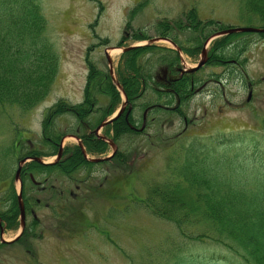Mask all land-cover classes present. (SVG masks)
<instances>
[{"label": "rangeland", "instance_id": "rangeland-1", "mask_svg": "<svg viewBox=\"0 0 264 264\" xmlns=\"http://www.w3.org/2000/svg\"><path fill=\"white\" fill-rule=\"evenodd\" d=\"M41 5L60 68L51 93L42 103L25 111L16 105H0V179L7 177L12 182L17 164L21 162L20 150L28 152L43 141L41 133L47 109L59 99L74 104L83 101L88 48L101 39L109 41L90 52L92 61L100 60V67L108 69L106 50L111 52L124 38L122 47L143 43L129 36L126 24L130 10H137V15L140 12L131 22L133 29L145 28L152 36L156 35L152 26L157 21L177 18L192 8L197 9L203 23L212 22L210 27L215 23L264 27V21L256 15L247 17L252 10L242 0H41ZM244 7L245 13H241L240 8ZM237 40L248 43L241 58L246 59L245 67L234 76L227 74L225 67H206L197 74L206 83L200 84L188 104V128L183 136L191 141L196 137L211 141L246 129L255 134L252 140L260 146L243 147L249 151L247 157L264 165L259 156L264 153V39L247 35ZM111 57L117 70L121 53L115 52ZM184 64L194 67L197 61L186 57ZM213 73L219 77L208 79ZM100 101V105L107 106L109 99L101 97ZM183 123V120L167 121L159 134L152 127L140 138H125L119 148L130 153L127 170L120 169L115 162L103 164L97 172H79L73 179L54 175L44 184L47 191L36 187L34 192L40 201L50 205L48 208L42 204L37 208L31 204L33 209L37 208L33 218L39 219L38 237L0 248V264H146L148 253L162 263L166 260L173 263L170 245L176 243L174 249L177 250L176 227L140 207L139 200L146 198L148 185L158 180L169 152L166 147L183 133ZM73 124L75 121L68 119L59 125L66 132ZM102 133L105 134V130ZM228 136L237 139L235 135ZM68 137L64 147L76 144ZM1 182L0 197L7 186ZM15 187L19 189V181L15 182ZM19 231L7 230L3 237L13 240ZM28 246L32 253L28 252ZM186 257L193 264H242L222 248L210 244L188 245Z\"/></svg>", "mask_w": 264, "mask_h": 264}, {"label": "trees", "instance_id": "trees-1", "mask_svg": "<svg viewBox=\"0 0 264 264\" xmlns=\"http://www.w3.org/2000/svg\"><path fill=\"white\" fill-rule=\"evenodd\" d=\"M252 11L264 14V0H242ZM135 11L131 14L134 16ZM190 14V24L194 31L196 25L195 12ZM128 29H132L131 26ZM168 29L163 28L166 32ZM48 22L41 5V0H0V105H16L25 110L32 109L41 103L50 93L55 81L58 59L47 34ZM203 33L202 30H200ZM237 35H230L218 40L212 56L214 64L222 61L228 64L237 60L246 50ZM131 38H145L138 31ZM146 39V38H145ZM125 38L119 43L124 45ZM189 54L195 53L193 49ZM178 61L176 55L165 49L154 46L137 48L123 55L119 68V79L133 111L129 118L125 115L117 119L107 133L113 131V138L121 143L125 138L140 137L144 132L135 131L136 125L142 121L143 113L151 106L169 105L174 95L157 91L156 69L158 67H174ZM192 77H183L174 86L181 99L176 110L155 108L148 115L147 129L153 127L157 134L162 132L163 122L173 116H183L184 106L191 91ZM108 97V105H100L101 97ZM120 104V95L114 87L109 74L90 67L84 102L75 107L76 112L88 118L94 115L99 125L110 116ZM72 110L70 106L60 103L52 111V115ZM255 134L242 132L236 134L237 139L222 137L209 140H179L169 144L163 171L156 181L148 185L146 198L139 204L152 215L166 220L176 227L179 234L177 250L172 243L170 251L173 263H163L151 253L147 255L146 264H193L186 257L188 245L192 243L210 244L223 248L234 259L242 264H264V165L257 164L247 157L249 151L245 146L259 148L252 139ZM84 145L89 153L106 152L107 144L91 136L84 137ZM71 161L56 165L44 166L32 162L25 166L22 174L29 175L34 171L57 172L68 168L88 167L92 170L94 163L85 160L79 147L72 149ZM36 156L46 155L34 152ZM245 155V157H244ZM264 163V153L259 154ZM129 159V151L124 149L114 159L118 167H124ZM62 167V168H61ZM4 179H7L5 177ZM12 213L0 212L3 226L14 229L19 215L18 204L14 192L11 195ZM6 220H8L6 222ZM31 226L18 241L38 237L32 232L37 226ZM102 232V230H99ZM2 228L0 227V236ZM8 246L0 244V248ZM32 253L31 247H26Z\"/></svg>", "mask_w": 264, "mask_h": 264}, {"label": "flooded vegetation", "instance_id": "flooded-vegetation-1", "mask_svg": "<svg viewBox=\"0 0 264 264\" xmlns=\"http://www.w3.org/2000/svg\"><path fill=\"white\" fill-rule=\"evenodd\" d=\"M64 114H65V111H62V112L53 114V116H56V120L59 123H61L62 121H64V119H62ZM52 122H55V121L52 120V117H51L50 119H48L47 127ZM70 129H71V131L66 132L63 135H61V133H60V125L58 124V128H57V130L54 133H56L57 136L61 135L59 140H57V137H54V136H46L45 137V135H44L46 143L41 146L39 152H42V153L46 154V155H43V156H50V155L58 154V153L61 152L62 156L57 161V163L64 162L66 164L68 160L71 161V157L73 156V154L71 153V150H70V153H69L67 159L63 160L65 158V155L68 154V152H67L68 150L63 145L64 138L67 135H75V136H78L79 138H81V141L84 143V137L85 136H91L93 132H92L91 124L89 122L83 121V119L79 120V123H78L77 127H72ZM85 133H88V134L85 135ZM79 169L80 168H78V167L75 168L74 175L76 174V171H77V173L80 172ZM70 174L71 173L68 171V168H64L62 172L57 170V173L49 172V171H46V172L34 171L33 173H29V177L30 178L34 177L37 180H38V178L43 177V182L38 181L39 183L43 184V186H39L40 185L39 184V185H37V188H38L39 191H47L48 187H45L44 184L49 183V181L51 179H53L54 175H56L55 178L61 177V178L73 179V177L70 176ZM35 189L36 188L34 186L29 185V183H28L26 185L25 189H24L25 192H24V195H23V202H24L25 211H26V219H27V221L31 220L29 222L30 226L33 223V221H38L39 222V219L33 218V215L36 212V210L31 207V204L36 202L38 205L44 204L47 207L50 206L49 203H45V202L43 203L42 201H40V199L37 197V195L34 192ZM53 200H55V199H53ZM11 213H12V208H10V211H9V213L7 215V219H9V217L11 216ZM7 221L8 220H6V222ZM5 230H6V228H4V231Z\"/></svg>", "mask_w": 264, "mask_h": 264}, {"label": "water", "instance_id": "water-1", "mask_svg": "<svg viewBox=\"0 0 264 264\" xmlns=\"http://www.w3.org/2000/svg\"><path fill=\"white\" fill-rule=\"evenodd\" d=\"M242 32H257V33H260V32H264V30H256V29H252V28H239V29H232V30H229V31H227L226 33L227 34H233V33H242ZM205 61V60H204ZM201 62V64L199 65V67H201V66H203L204 65V63L205 62ZM111 62V61H110ZM193 71H195V70H193ZM192 71V72H193ZM122 111H123V109L121 110V112H119L117 115H115L113 118H111V120H108L107 122H105L104 124H102V126L101 127H99V129H101L102 127H105V126H107V125H109V124H111V123H113L120 115H121V113H122ZM98 129V130H99ZM114 150H115V152H116V147H114ZM94 162H99V161H101V160H93ZM20 172H21V168H19L18 169V172H17V178H19V174H20ZM21 197H20V208H21V215H22V232L24 231V229H25V213H24V207H23V204H22V202H21ZM19 237H20V235H19Z\"/></svg>", "mask_w": 264, "mask_h": 264}, {"label": "bare ground", "instance_id": "bare-ground-1", "mask_svg": "<svg viewBox=\"0 0 264 264\" xmlns=\"http://www.w3.org/2000/svg\"><path fill=\"white\" fill-rule=\"evenodd\" d=\"M120 53V51H112L111 54H114V53Z\"/></svg>", "mask_w": 264, "mask_h": 264}]
</instances>
